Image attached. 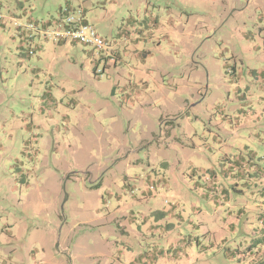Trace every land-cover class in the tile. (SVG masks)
Here are the masks:
<instances>
[{"label":"rangeland","instance_id":"obj_1","mask_svg":"<svg viewBox=\"0 0 264 264\" xmlns=\"http://www.w3.org/2000/svg\"><path fill=\"white\" fill-rule=\"evenodd\" d=\"M257 167L264 0H0V264H257Z\"/></svg>","mask_w":264,"mask_h":264},{"label":"built area","instance_id":"obj_2","mask_svg":"<svg viewBox=\"0 0 264 264\" xmlns=\"http://www.w3.org/2000/svg\"><path fill=\"white\" fill-rule=\"evenodd\" d=\"M27 27L32 28L31 24ZM37 31L44 37L53 41H74L90 46L93 50H104L107 41L101 37L95 27L89 23L83 11L62 6L59 16L52 27L40 28Z\"/></svg>","mask_w":264,"mask_h":264},{"label":"trees","instance_id":"obj_3","mask_svg":"<svg viewBox=\"0 0 264 264\" xmlns=\"http://www.w3.org/2000/svg\"><path fill=\"white\" fill-rule=\"evenodd\" d=\"M57 42H65V41H57ZM71 42H74V41H71ZM255 172H256V176H258L260 178V180H263L262 179V178H264V171H263V169L261 167H257L255 169ZM260 219H262L263 224H264V214L262 216H260ZM257 242L264 246V228L262 229V234L257 239ZM257 264H264V251H263L262 254H260V259H259V261H258Z\"/></svg>","mask_w":264,"mask_h":264}]
</instances>
